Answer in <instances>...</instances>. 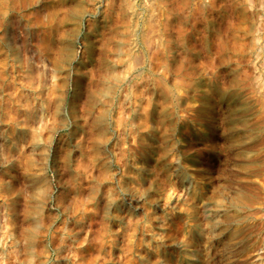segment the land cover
Segmentation results:
<instances>
[{"label": "clouds", "instance_id": "obj_1", "mask_svg": "<svg viewBox=\"0 0 264 264\" xmlns=\"http://www.w3.org/2000/svg\"><path fill=\"white\" fill-rule=\"evenodd\" d=\"M0 264H264V0H0Z\"/></svg>", "mask_w": 264, "mask_h": 264}]
</instances>
